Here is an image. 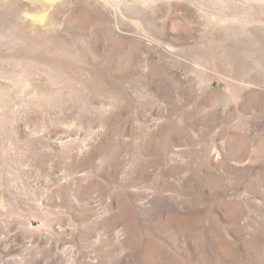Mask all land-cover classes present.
Here are the masks:
<instances>
[{"label":"rangeland","instance_id":"obj_1","mask_svg":"<svg viewBox=\"0 0 264 264\" xmlns=\"http://www.w3.org/2000/svg\"><path fill=\"white\" fill-rule=\"evenodd\" d=\"M0 264H264V0H0Z\"/></svg>","mask_w":264,"mask_h":264}]
</instances>
